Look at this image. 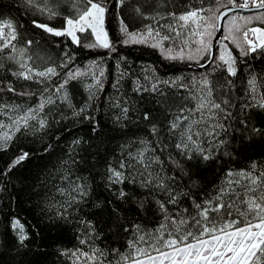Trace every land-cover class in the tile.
<instances>
[{"label": "trees", "instance_id": "obj_1", "mask_svg": "<svg viewBox=\"0 0 264 264\" xmlns=\"http://www.w3.org/2000/svg\"><path fill=\"white\" fill-rule=\"evenodd\" d=\"M103 2L108 8L104 25L114 50L87 47L98 43L90 30L84 34L77 33L80 37L78 46L70 37H56L33 25L32 21L36 20L54 28L64 27V17L75 14L72 0H37L40 7L47 4L60 13L51 20L47 15H41L28 0H0V20L11 19L17 27L19 38L14 41L17 49L27 47L28 55L39 57L35 63L29 61L33 67L43 70L48 66H58L64 62L67 52L74 56L69 68H78L86 73L69 82V99L65 101L62 99L63 93H56L54 86L60 83L68 69L57 67L60 76L45 83L26 81L13 75L21 69L8 59L10 49L0 52V81L5 85L10 83L17 92L35 93L25 97L4 91L0 93V103L35 106L46 86L51 91L45 95L51 96L55 102L47 105L41 114L46 115L49 121L46 130L35 135L17 133L7 150L0 151V173L21 151L31 154L28 160L7 175L0 174V264H74L75 258L71 252L77 248L88 250V245L80 243L88 234L91 235L90 243L104 250L108 259L115 261L118 256L113 250L129 252L128 241L133 238L134 224L148 231L158 227L163 214L154 201L166 200V194L142 187L139 177L135 181L127 179L122 184L109 180V167H118L121 160L127 164L128 153H135L141 147L140 140L153 141V146L157 148L155 155L165 161V174L175 177L170 182L173 188L188 193L179 197L177 205H168L170 213L185 208L194 213L193 201L201 202L212 193L227 169L246 168L253 160H264V137L242 138L245 133L239 124L241 118L250 116V126L264 127V111L256 109L240 113L232 121L231 135L221 137L229 141V145L221 150V153L227 152L228 155L217 154L215 159L208 161L198 158L185 161L172 148L174 141L169 140L167 124L172 118L171 113L184 106L181 97L188 95V91L161 84L166 94L162 97L150 90L156 80H176L191 85L192 78L199 79L205 73H211L213 81L223 84V77H227V73L218 69L217 64L221 63L219 55H227L228 52L236 58L238 68L236 77H227L235 85L229 90L230 94L242 96L250 74H255L264 84V55L241 56L236 45L228 39L234 35L244 46V28L264 27V23H246L242 17L255 16L257 12L233 14L225 20L223 39L212 58L215 63L209 62L208 66L206 60L199 63L187 59L170 60L164 51L152 47L151 43L125 44V36L120 29L121 20L130 32H139L146 24L153 23L151 19L139 17L134 11L136 8H143L148 14L175 12L180 15L189 9L214 8L215 0H126L119 7H114L116 0ZM221 2L232 7L228 0ZM239 2L235 0L236 4ZM77 6L85 7L82 0ZM161 23L175 21L166 18ZM236 28L240 31H235ZM161 34L167 33L162 30ZM216 34L217 31L212 33L211 51ZM183 39L181 36L174 41H165L163 46L177 48ZM195 39L190 38V42ZM27 40L33 41L31 46L26 44ZM201 64H205V67H201ZM101 71L104 73L102 77L99 75ZM97 78L102 88L97 86L90 91L88 85H94ZM137 82L141 91H136ZM145 88L149 90L144 91ZM187 106L192 107V103L187 102ZM123 107L128 109L127 117L117 119L122 116ZM81 109L84 111L81 112ZM233 111L235 115L236 110ZM145 113L149 114V120L143 119ZM153 125L159 129L155 135L151 132ZM157 140L161 141L159 146L155 143ZM161 149L164 151L161 152ZM168 155L175 157L180 166L170 163ZM130 171L126 168L125 174L128 175ZM66 174L72 181L78 180L87 191L86 196L70 207L66 204L67 195L58 191L68 187V181L63 178ZM120 189L129 194L126 200L117 199L116 193ZM113 208L118 209V213H114ZM58 213H63V217ZM15 218L21 219L32 234L31 241L26 242L25 247L19 246L10 230V221ZM126 228L129 231H125Z\"/></svg>", "mask_w": 264, "mask_h": 264}, {"label": "snow or ice", "instance_id": "obj_2", "mask_svg": "<svg viewBox=\"0 0 264 264\" xmlns=\"http://www.w3.org/2000/svg\"><path fill=\"white\" fill-rule=\"evenodd\" d=\"M28 2L35 6L41 15H47L50 20L60 15L56 8L48 7L47 4L40 7L37 0H28ZM79 2L81 0H72L75 14L64 17L65 26L62 28H54L47 23H38L36 20L32 23L36 28L56 37H70L71 41L78 46L80 37L77 33L84 34L90 30L98 43L86 45L87 47L99 46L114 50L104 31L107 5L103 0H95V2L82 0L85 7L80 8L77 6ZM125 3L126 0H116L114 7ZM228 4L232 7L229 8L221 0H215L214 8L189 9L180 15L175 12L148 14L143 8H136L134 11L139 17L151 19L153 23L146 24L139 32H130L128 26L121 20L120 30L125 36L123 42L125 44L151 43L152 47H158L164 51L170 60L187 59L195 60L197 63L200 60H206V64L210 66L209 62L215 63L212 59L210 40L212 33L218 30L216 22L235 8L251 7L264 10V0H244L240 4H236L235 0H228ZM221 8L227 9V12H220ZM205 13L211 15H205ZM217 13L220 14L217 15ZM166 18H170L175 23H161ZM242 19L246 23L252 21L264 23V11H258L255 16L242 17ZM162 30L167 34L162 35ZM235 31L240 29L236 28ZM249 33L255 37L254 40L248 38ZM181 36L184 39L177 48H164L165 41H174ZM192 37L196 39L190 42ZM243 37L244 46H241L236 36L228 37L239 49L241 56L247 57L257 53L264 55V27L248 28L243 31ZM18 38L19 33L14 21L0 20V52L10 49L8 59L17 63L21 69L13 75L26 81L45 83L60 76L57 67L68 69L60 83L54 86L55 92H62V99L67 101L69 82L86 75L78 68L75 70L69 68L74 56L65 52V60L62 64L40 70L29 63V61L35 63L39 57L34 58L28 55L27 47L17 49L14 41ZM32 43V40L26 41L28 46ZM219 61L221 63L217 64V68L225 71L227 77L237 76L236 58L230 52L227 55L221 53ZM200 66L205 67V64ZM99 75L102 77L103 71ZM211 75V73H205L199 79L192 78L191 85L178 83L176 80H156L151 85L150 90L159 93L162 97L166 94L160 87L161 84L185 88L188 91V95L181 97L185 102L184 106L171 113L172 118L167 124L169 140L174 141L172 148L185 161L196 158L208 161L215 159L217 154L228 155L227 152L221 153V150L229 145V141L221 137L231 135L232 121L236 120L240 113H249L256 109L264 111V84L255 74H250L240 97L230 94L229 90L235 87L231 79L223 77L224 83L221 84L219 81H213L210 78ZM0 85H2L0 93L8 91L25 97L35 95L28 91L17 92L10 83L5 85L3 81H0ZM97 86L102 88L99 78L95 80L94 85H88V88L91 91ZM221 89L224 91L222 92ZM50 91L51 89L46 86L40 93L39 102L35 106L0 103V117L6 118L0 119V151L7 150L17 133L35 135L49 127L46 115L41 114L44 113L47 105L55 103L51 96L45 95ZM136 91H141L139 82H137ZM189 101L192 107L187 106ZM233 110H236L235 115ZM80 111L83 112L84 109ZM127 112L126 107L121 108L122 116L117 119L126 118ZM143 119L149 120V114L145 113ZM250 119V116H246L239 120L245 133L242 138L264 137V127L250 126ZM93 130H96L95 127ZM151 132L153 135L159 132L156 125L152 126ZM75 143L78 144L79 141ZM139 143L141 147L135 153H128L127 164L121 160L118 167H109V180L114 184H122L127 179L135 181L139 177L142 187L166 194V200L154 201L158 205L159 212L163 214L162 221L151 231L134 224L133 238L128 241L129 252L119 253L113 250L118 256L115 261L108 259V254L104 250L90 243L91 235L88 234L80 240L81 244L88 245V250L77 248L71 252L75 258L74 264H264V160H253L246 168L227 169L212 193L201 202L193 201L194 213H190L186 208L170 213L168 205H177L179 197L188 193H182L173 188L170 182L174 181L175 177L165 174L163 167L165 161L155 155L157 148L153 146V141L140 140ZM155 143L159 146L161 141L157 140ZM166 148L167 145L164 146V149ZM164 149H161V152ZM30 157V153L21 151L20 155L13 158L0 174L7 175ZM167 160L175 166H180L172 155H168ZM126 168L131 169L128 175L125 174ZM63 178L68 181V187L60 188L58 191L62 195H67L66 204L70 207L79 198L86 196L87 191L84 185L78 180L72 181L67 174ZM116 197L119 200H126L129 194L120 189ZM139 203L143 206L142 202ZM113 212L118 213V209L113 208ZM58 215L63 217L64 214L58 213ZM9 227L20 247H25L26 242L31 241L32 234L21 219H12ZM125 231L129 229L126 228Z\"/></svg>", "mask_w": 264, "mask_h": 264}, {"label": "water", "instance_id": "obj_3", "mask_svg": "<svg viewBox=\"0 0 264 264\" xmlns=\"http://www.w3.org/2000/svg\"><path fill=\"white\" fill-rule=\"evenodd\" d=\"M229 8H231V7H229ZM258 11H264V10H257L255 8L249 7L247 9L246 8H235L231 12H227V9H223V10L220 11V12H227V15L226 16H222L221 19L217 22V29L218 30H217V34H216V37H215V39L213 41V45H212V58L215 55V51H216V48H217L219 42L223 39L224 22H225V20L230 15H233V14H243V13H251V12H258Z\"/></svg>", "mask_w": 264, "mask_h": 264}, {"label": "rangeland", "instance_id": "obj_4", "mask_svg": "<svg viewBox=\"0 0 264 264\" xmlns=\"http://www.w3.org/2000/svg\"><path fill=\"white\" fill-rule=\"evenodd\" d=\"M104 24H105V22H104ZM245 30L244 31H246L248 28H244ZM104 31L107 33V36H108V30H107V28L105 27V25H104ZM249 39H255V37H253L252 36V34L251 33H249V37H248ZM109 39V38H108Z\"/></svg>", "mask_w": 264, "mask_h": 264}, {"label": "built area", "instance_id": "obj_5", "mask_svg": "<svg viewBox=\"0 0 264 264\" xmlns=\"http://www.w3.org/2000/svg\"><path fill=\"white\" fill-rule=\"evenodd\" d=\"M243 2H244V0H240L239 4H240V3H243Z\"/></svg>", "mask_w": 264, "mask_h": 264}]
</instances>
